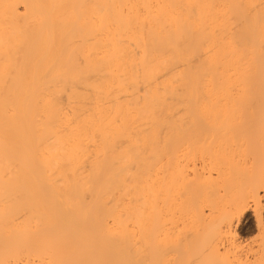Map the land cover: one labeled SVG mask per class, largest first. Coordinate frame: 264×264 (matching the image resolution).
Wrapping results in <instances>:
<instances>
[{
  "label": "bare ground",
  "instance_id": "obj_1",
  "mask_svg": "<svg viewBox=\"0 0 264 264\" xmlns=\"http://www.w3.org/2000/svg\"><path fill=\"white\" fill-rule=\"evenodd\" d=\"M0 264H264V0H0Z\"/></svg>",
  "mask_w": 264,
  "mask_h": 264
},
{
  "label": "rangeland",
  "instance_id": "obj_2",
  "mask_svg": "<svg viewBox=\"0 0 264 264\" xmlns=\"http://www.w3.org/2000/svg\"><path fill=\"white\" fill-rule=\"evenodd\" d=\"M243 236H249V230L248 229H243L242 232ZM247 233V234H246Z\"/></svg>",
  "mask_w": 264,
  "mask_h": 264
}]
</instances>
